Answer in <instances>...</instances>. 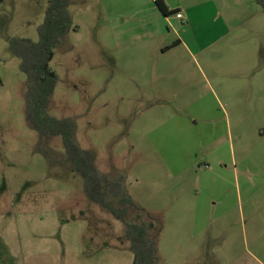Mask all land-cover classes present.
Here are the masks:
<instances>
[{"label": "rangeland", "instance_id": "rangeland-1", "mask_svg": "<svg viewBox=\"0 0 264 264\" xmlns=\"http://www.w3.org/2000/svg\"><path fill=\"white\" fill-rule=\"evenodd\" d=\"M138 2H70L47 113L123 180L137 207L126 223L153 222L158 264H264V11L195 0L191 20L116 13ZM47 6L0 0V264H131L124 223L85 196L61 139L25 121L9 42L37 41Z\"/></svg>", "mask_w": 264, "mask_h": 264}, {"label": "trees", "instance_id": "trees-1", "mask_svg": "<svg viewBox=\"0 0 264 264\" xmlns=\"http://www.w3.org/2000/svg\"><path fill=\"white\" fill-rule=\"evenodd\" d=\"M72 0H47L45 17L38 28V40L13 38L9 42L10 52L19 58L21 71L27 77L25 101V121L40 136L59 137L71 171L83 179L85 196L99 208L109 213L125 225V236L132 252L131 264H158L156 247L150 232L153 222L141 220L136 215L134 221L126 223L127 212H137L133 200L125 193L120 177H108L100 173L94 163L91 151H84L75 139L76 127L68 118H54L47 113L50 96L54 92L57 77L49 67L53 52L71 29V15L67 9ZM162 0L155 7L164 15L175 14L168 11ZM264 11V0H257Z\"/></svg>", "mask_w": 264, "mask_h": 264}, {"label": "crops", "instance_id": "crops-1", "mask_svg": "<svg viewBox=\"0 0 264 264\" xmlns=\"http://www.w3.org/2000/svg\"><path fill=\"white\" fill-rule=\"evenodd\" d=\"M122 2L125 0H121ZM129 2L133 1V0H128ZM157 0H140V2H138L136 5L129 3V5H125V6H121L119 5L116 8V13L121 12H126L123 14H119V16H122L124 14H127L128 17L130 19H136V16H141L140 21H145L146 24H152L150 23L151 21H157L160 19H163V21L168 22L167 17L164 16L156 7H155V3ZM164 3V5L166 6L168 11H174L176 13H186L184 14L187 18H189V20H191L192 17V13H193V7H197L198 5L194 4L195 0H162ZM209 3H213L214 1H218V0H207ZM261 9V8H260ZM198 11V9H196ZM175 13V14H176ZM203 13V12H202ZM178 19L176 18V22ZM154 40V36H152V41ZM145 44V43H144ZM153 46V52L155 53H159V52H164L165 48L168 47V45H164L165 47H159L156 48L154 46V43L151 44Z\"/></svg>", "mask_w": 264, "mask_h": 264}, {"label": "built area", "instance_id": "built-area-1", "mask_svg": "<svg viewBox=\"0 0 264 264\" xmlns=\"http://www.w3.org/2000/svg\"><path fill=\"white\" fill-rule=\"evenodd\" d=\"M181 15L180 14H177V17H180Z\"/></svg>", "mask_w": 264, "mask_h": 264}]
</instances>
